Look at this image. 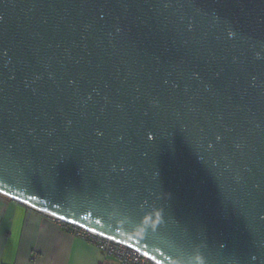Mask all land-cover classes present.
<instances>
[{"label": "water", "instance_id": "1", "mask_svg": "<svg viewBox=\"0 0 264 264\" xmlns=\"http://www.w3.org/2000/svg\"><path fill=\"white\" fill-rule=\"evenodd\" d=\"M0 194L264 264V0H0Z\"/></svg>", "mask_w": 264, "mask_h": 264}, {"label": "crops", "instance_id": "2", "mask_svg": "<svg viewBox=\"0 0 264 264\" xmlns=\"http://www.w3.org/2000/svg\"><path fill=\"white\" fill-rule=\"evenodd\" d=\"M0 264H120L55 222L0 194Z\"/></svg>", "mask_w": 264, "mask_h": 264}, {"label": "built area", "instance_id": "3", "mask_svg": "<svg viewBox=\"0 0 264 264\" xmlns=\"http://www.w3.org/2000/svg\"><path fill=\"white\" fill-rule=\"evenodd\" d=\"M15 202L55 222L64 230L72 233L75 237L91 243L92 245L96 246L100 251H102L106 256L114 258L120 264H158L143 253L121 242L92 232L78 224L47 214L29 205L23 204L18 201Z\"/></svg>", "mask_w": 264, "mask_h": 264}, {"label": "clouds", "instance_id": "4", "mask_svg": "<svg viewBox=\"0 0 264 264\" xmlns=\"http://www.w3.org/2000/svg\"><path fill=\"white\" fill-rule=\"evenodd\" d=\"M173 264H205L199 247H194L190 253H185L173 261Z\"/></svg>", "mask_w": 264, "mask_h": 264}]
</instances>
